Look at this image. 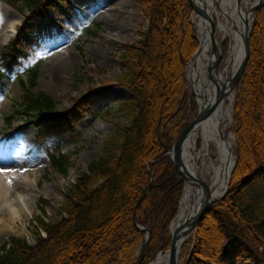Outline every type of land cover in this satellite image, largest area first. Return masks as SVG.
Returning a JSON list of instances; mask_svg holds the SVG:
<instances>
[{"label":"trees","instance_id":"16d2710c","mask_svg":"<svg viewBox=\"0 0 264 264\" xmlns=\"http://www.w3.org/2000/svg\"><path fill=\"white\" fill-rule=\"evenodd\" d=\"M0 2L22 16L13 39L0 53L2 77L26 58L31 46L60 32L50 14L70 22L71 13L69 0ZM134 3L146 27L118 55L114 80L128 96L115 113L123 123H113L115 133L102 142L99 154L67 189L62 215L46 222L36 217L33 244L9 237L0 246V264H136L144 233L134 224L150 231L140 264L169 249L167 228L179 206L183 183L164 155L196 109L188 98L183 70L198 41L188 22L187 0ZM247 44L231 112L235 166L226 194L200 217L194 235L180 249L178 264H264V1L253 12ZM37 66L27 71L28 88L34 84ZM95 100L84 97L57 113L50 98L25 91L11 114L26 119L35 131V142L44 146L48 139L73 134L80 117L93 113ZM243 108L255 126L245 127ZM12 115L5 118L7 124ZM48 160L58 174H65L68 155L55 148ZM137 245L140 249L133 257Z\"/></svg>","mask_w":264,"mask_h":264},{"label":"rangeland","instance_id":"374dc122","mask_svg":"<svg viewBox=\"0 0 264 264\" xmlns=\"http://www.w3.org/2000/svg\"><path fill=\"white\" fill-rule=\"evenodd\" d=\"M118 1L125 2L124 11L128 12L127 15L118 17L119 13L115 14V22L112 19L108 21L99 19V12L95 9L98 4L119 7L116 5ZM187 3L189 5L188 0ZM7 8L13 10L9 6ZM190 8L188 22L194 30L197 41L192 22L194 10L191 6ZM1 10L5 22H15L17 26L21 23L22 17L17 11L4 7H1ZM69 10L72 14L71 24L62 15L50 14L56 27L61 29L60 32H54L51 38H45L38 45L31 46L26 52V58L20 59L19 65L11 73L0 77V169L16 168L21 174H27L31 180L29 187L20 185L13 191L14 194L22 195L23 204L18 218L9 224V230L0 222V246L6 243L9 237L20 238L28 244H33L35 226L33 220L38 217L45 222L53 221L62 215L60 209L67 189L72 186L78 174L85 171L87 163L99 154L102 142L115 133L113 123H123L115 113L117 106L128 96L125 89L119 87L114 80L119 71L118 55L122 47L135 40L137 32L146 27V21L134 0H69ZM119 23L126 24V29L120 28ZM14 33L15 29L8 41L13 39ZM5 35L10 37L8 32ZM178 42L181 48L185 46L183 37ZM6 44L0 47V53ZM195 51L187 60L183 70L184 85L188 98L193 103L194 97L185 80V69ZM224 55L222 56L221 50L219 61ZM36 65L38 68L34 84L28 88L27 71ZM25 91L50 98L55 104L57 113L65 112L73 106V102L80 101L84 97L99 100L93 103L92 114L82 115L74 124L73 134L66 133L58 141L48 139L44 146H39L35 142V131L29 122L22 116L11 114L14 104ZM231 112L232 106L230 116ZM104 113L107 115L105 116ZM195 113L196 109L193 113H189L186 125L193 119ZM10 115L12 116L7 124L5 118ZM243 121L246 128L255 126L250 112L245 111L244 108ZM231 128L232 118L226 122V129H229L232 135L231 153L235 161L234 136ZM197 145L199 147V143ZM55 148L69 156V164L64 175L58 174L49 164L48 154ZM27 210L30 211L28 219L25 218ZM173 218L167 228L168 236ZM193 235L194 232L190 236ZM190 248L191 244L188 243L185 251L189 252ZM139 249L140 246L137 245L133 257ZM166 251H157L149 263ZM123 262L125 264V261Z\"/></svg>","mask_w":264,"mask_h":264},{"label":"bare ground","instance_id":"6f19581e","mask_svg":"<svg viewBox=\"0 0 264 264\" xmlns=\"http://www.w3.org/2000/svg\"><path fill=\"white\" fill-rule=\"evenodd\" d=\"M260 1L264 0H194L195 6L205 17L193 13L192 22L197 34L198 48L186 66L185 80L194 97L197 113L205 111V114L184 138L180 148V161L189 175L199 178L205 186V191L185 175L186 182L176 217L170 226L171 233L194 213L203 194L208 193L211 199L221 196L233 170L232 135L229 129H226V122H229L232 116L230 111L233 92L230 80L243 59L244 38L253 8ZM116 5L119 7L98 4L95 9L99 12V19H112L115 22V14L119 13L118 17L128 14L124 11L125 2L118 1ZM5 6L0 3V47L12 37L13 29L17 25L15 22L4 21L1 7L11 10ZM207 20L214 28V50L207 31ZM119 27L126 29V24L119 23ZM7 32L10 37L5 35ZM224 41L227 43V49L219 61L220 47ZM30 181L27 174H21L16 168L0 169V222L4 228L10 229L9 224L18 218L23 204L22 195L14 194L13 191L20 185L29 187ZM29 217L30 211L27 210L25 218ZM190 235L191 233L187 234L184 240ZM167 256L168 253L165 252L152 264H168Z\"/></svg>","mask_w":264,"mask_h":264},{"label":"water","instance_id":"95a60500","mask_svg":"<svg viewBox=\"0 0 264 264\" xmlns=\"http://www.w3.org/2000/svg\"><path fill=\"white\" fill-rule=\"evenodd\" d=\"M188 2H189V5L193 8L195 13H197L198 15H200L202 17H205L204 13L200 9H198L196 6L192 5L191 0H188ZM261 3H262V1H260L253 8L252 13L256 10V8L259 5H261ZM251 20H252V18H251ZM249 27H250V25H249ZM207 31H208L209 37L211 39L212 49L214 50L215 46H216L215 45L216 39L214 37L213 25L209 20H207ZM248 32H249V28H248L247 34L245 35V38H244V49H245V51H244L243 59L241 60V62L239 64L236 72L234 73L232 79L230 80V87L232 89V92H233L234 87L237 84V82H238V80L242 74V71H243V68H244V65H245V62L247 59V54H248L247 36H248ZM197 44H198V42H197ZM204 112L205 111H202L200 114H198L196 111L194 118L181 130V132L176 137L173 145L171 146L169 152H167L164 155V156H168L169 159L171 160L173 166L175 167L177 174L179 175V177L181 178V180L183 182V187H184V184L186 182L185 175H187L191 178V182L193 184L194 183L199 184L201 186V188L203 189V191H205L204 184L199 180L198 177L189 175V173L183 167V164L180 161V148H181V144H182L184 138L189 134V132L193 129V127L196 126L203 119V116L205 114ZM234 165H235V161H233L232 169L234 168ZM228 181H229V179H228ZM228 181L226 183L225 189H224L223 193L221 194V196H219L216 199H211L210 196L208 195V193L203 194V197L201 199L199 206L197 207V209L194 211V213L192 215H190L184 222H182L172 233L170 232V227H169V242L170 243H169V249L166 251L168 253V256H167L168 264H178L179 251H180V248L184 242V238L187 236V234L194 232L195 227H196L200 217L208 210V208L212 204L221 200L224 197V195L226 194V191H227ZM188 184H190V183H188ZM182 191H183V188H182ZM181 195H182V193H181ZM177 211H178V209H177ZM175 217H176V215H175ZM175 217L173 218V220L175 219ZM134 228L137 231L144 233V239H143V243H142V247H141V252H140L139 258L136 262V264H140L141 259H142L143 254H144V251H145V248L147 247V244H148L149 239H150V231L148 229H145L144 227H139L135 224H134ZM153 262H151L149 264H152Z\"/></svg>","mask_w":264,"mask_h":264}]
</instances>
